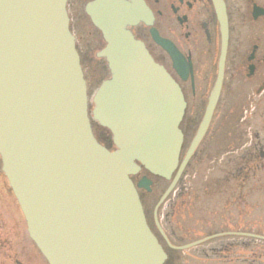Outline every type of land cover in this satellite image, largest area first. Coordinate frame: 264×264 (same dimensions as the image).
I'll return each mask as SVG.
<instances>
[{
	"label": "water",
	"instance_id": "water-1",
	"mask_svg": "<svg viewBox=\"0 0 264 264\" xmlns=\"http://www.w3.org/2000/svg\"><path fill=\"white\" fill-rule=\"evenodd\" d=\"M211 1L220 30L217 74L177 168L185 102L177 83L128 29L144 20L140 0H94L86 7L105 42L97 56L109 71L92 98L91 117L110 132L112 150L91 131L66 0H0L2 171L48 264L164 263L166 254L146 224L130 176L143 167L169 179L177 168L161 203L205 132L220 93L228 40L223 1ZM154 39L177 61L170 43ZM149 184L142 177L137 187L149 190Z\"/></svg>",
	"mask_w": 264,
	"mask_h": 264
},
{
	"label": "flooded vegetation",
	"instance_id": "flooded-vegetation-1",
	"mask_svg": "<svg viewBox=\"0 0 264 264\" xmlns=\"http://www.w3.org/2000/svg\"><path fill=\"white\" fill-rule=\"evenodd\" d=\"M92 1L94 0H66L65 5L68 28L74 37L88 101L98 85L108 77L106 61L97 56L105 42L100 30L91 22L86 12L87 5ZM140 2L145 9L144 20H139L128 29L135 39L143 43L152 59L175 80L185 101L184 114L179 123L182 133L179 156L181 161L199 127L201 122L199 115L202 111L204 114L216 78L220 49L218 21L211 0H140ZM223 3L229 34L231 18L245 19L253 24L256 42L240 57L236 49L231 55L229 54L228 40L218 100L225 94L226 83L229 85L234 82L239 83L244 90L255 88L259 94L264 91V0H223ZM153 35L172 45L178 57L177 61H173L171 55L155 41ZM203 101L205 104L202 108ZM88 116L92 133L98 139L91 119L89 103ZM209 126L210 123L196 149L209 134ZM142 175L143 173L140 172L131 177L135 186ZM180 176L158 207L156 205L172 178L169 180L158 178L160 186L155 194L153 182L148 191L136 187L146 223L167 254L165 264L167 261L170 264L176 263L173 251L177 249L170 248L168 244L178 246L186 243V240L179 237V233L168 229L174 208L179 205L182 195L179 188ZM197 240L199 239L190 242ZM0 264H48L28 235L22 212L2 171L1 158Z\"/></svg>",
	"mask_w": 264,
	"mask_h": 264
},
{
	"label": "rangeland",
	"instance_id": "rangeland-1",
	"mask_svg": "<svg viewBox=\"0 0 264 264\" xmlns=\"http://www.w3.org/2000/svg\"><path fill=\"white\" fill-rule=\"evenodd\" d=\"M252 25L245 19H230V55L236 49L242 57L256 42ZM224 90L209 134L179 180L182 195L168 225L186 243L204 240L173 251L175 264H264V241L223 234L264 236V91L244 90L236 82L226 83ZM89 103L92 108L91 98ZM203 115L202 111L200 119ZM93 124L97 138L106 142V130ZM159 186L153 179L154 194Z\"/></svg>",
	"mask_w": 264,
	"mask_h": 264
},
{
	"label": "trees",
	"instance_id": "trees-1",
	"mask_svg": "<svg viewBox=\"0 0 264 264\" xmlns=\"http://www.w3.org/2000/svg\"><path fill=\"white\" fill-rule=\"evenodd\" d=\"M102 144H105V141H102ZM106 146V145H105ZM107 147V146H106Z\"/></svg>",
	"mask_w": 264,
	"mask_h": 264
}]
</instances>
